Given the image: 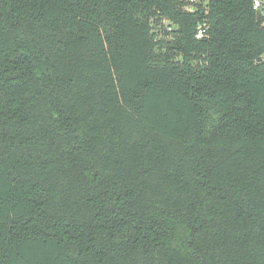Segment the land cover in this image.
I'll list each match as a JSON object with an SVG mask.
<instances>
[{
	"label": "trees",
	"instance_id": "1",
	"mask_svg": "<svg viewBox=\"0 0 264 264\" xmlns=\"http://www.w3.org/2000/svg\"><path fill=\"white\" fill-rule=\"evenodd\" d=\"M0 264H264L252 0H0Z\"/></svg>",
	"mask_w": 264,
	"mask_h": 264
},
{
	"label": "built area",
	"instance_id": "2",
	"mask_svg": "<svg viewBox=\"0 0 264 264\" xmlns=\"http://www.w3.org/2000/svg\"><path fill=\"white\" fill-rule=\"evenodd\" d=\"M190 3H196L197 0H188ZM191 7H189L190 9ZM252 9L259 13L261 16H264V0H252ZM205 36V26L199 25L196 30V39H202Z\"/></svg>",
	"mask_w": 264,
	"mask_h": 264
},
{
	"label": "rangeland",
	"instance_id": "3",
	"mask_svg": "<svg viewBox=\"0 0 264 264\" xmlns=\"http://www.w3.org/2000/svg\"><path fill=\"white\" fill-rule=\"evenodd\" d=\"M197 1H199V0H197Z\"/></svg>",
	"mask_w": 264,
	"mask_h": 264
}]
</instances>
